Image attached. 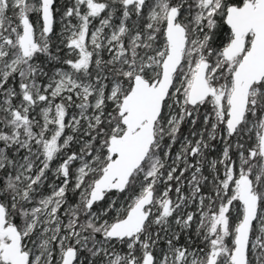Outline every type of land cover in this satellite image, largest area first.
Here are the masks:
<instances>
[{
  "label": "snow or ice",
  "instance_id": "6c2138e0",
  "mask_svg": "<svg viewBox=\"0 0 264 264\" xmlns=\"http://www.w3.org/2000/svg\"><path fill=\"white\" fill-rule=\"evenodd\" d=\"M0 264H264V0H0Z\"/></svg>",
  "mask_w": 264,
  "mask_h": 264
}]
</instances>
